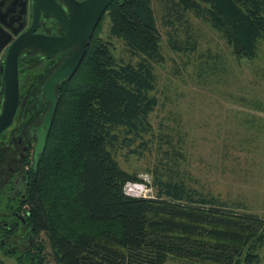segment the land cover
Returning a JSON list of instances; mask_svg holds the SVG:
<instances>
[{"label":"trees","instance_id":"obj_1","mask_svg":"<svg viewBox=\"0 0 264 264\" xmlns=\"http://www.w3.org/2000/svg\"><path fill=\"white\" fill-rule=\"evenodd\" d=\"M181 12L210 24L238 61L254 59L264 41V0H177L164 20L175 54L190 55L198 47L188 25L183 39L174 27ZM105 19L107 38L121 43L129 60L118 59L101 37ZM161 40L152 0H113L77 71L57 86V107L28 200L55 264L262 261L264 218L241 202L228 204L189 186L162 159L146 170L152 197L124 192L127 183L144 182L120 168L119 153L141 157L156 142L150 115L158 106Z\"/></svg>","mask_w":264,"mask_h":264},{"label":"rangeland","instance_id":"obj_2","mask_svg":"<svg viewBox=\"0 0 264 264\" xmlns=\"http://www.w3.org/2000/svg\"><path fill=\"white\" fill-rule=\"evenodd\" d=\"M176 1L152 0L164 55L163 63L155 65L158 106L150 115L155 145L141 157L124 150L117 162L149 185L151 174L146 170L162 159V165L178 171L189 186L228 204L241 202L247 212L264 218V41L254 59L238 61L210 24L192 12H181V22L175 21L174 27L183 39L188 25L198 47L190 55L175 54L169 49L170 28L164 20ZM100 35L111 43L118 59H130L121 43L107 38L106 19ZM198 59H204L202 67ZM132 191L154 195L142 183L124 186L125 194ZM39 238L44 252L50 253L45 235ZM260 256L264 264V252ZM166 264L185 263L169 259Z\"/></svg>","mask_w":264,"mask_h":264},{"label":"flooded vegetation","instance_id":"obj_3","mask_svg":"<svg viewBox=\"0 0 264 264\" xmlns=\"http://www.w3.org/2000/svg\"><path fill=\"white\" fill-rule=\"evenodd\" d=\"M69 11L62 0H0V115L5 103L9 49L25 35L32 45L17 57V108L0 131V264H55L50 253L44 252L39 238L44 233L33 225L28 200L43 154L36 155V146L46 132L52 100L47 82L73 51L49 54L38 47L47 39L65 35L56 15L63 13L69 18ZM57 86L53 90L56 100Z\"/></svg>","mask_w":264,"mask_h":264},{"label":"water","instance_id":"obj_4","mask_svg":"<svg viewBox=\"0 0 264 264\" xmlns=\"http://www.w3.org/2000/svg\"><path fill=\"white\" fill-rule=\"evenodd\" d=\"M62 1L66 2L69 6V18L68 16L65 17L63 13L61 15L57 13L56 16L60 19L65 35L60 39H51V41L47 39L43 41L39 44L38 49L49 54H54L65 49H72L73 51L64 60L59 69L50 76L47 82L52 100L45 120L46 132L38 140L36 155L42 154L45 149L46 137L51 128L52 118L57 106L53 90L61 81L70 79L75 74L85 56L89 39L92 37L98 23L113 0H85L82 3L73 0ZM30 44L25 35L18 38L9 49L5 67L6 93L4 109L0 115V131L10 123L17 108V57L24 48L32 47ZM49 48L50 52L48 51Z\"/></svg>","mask_w":264,"mask_h":264},{"label":"built area","instance_id":"obj_5","mask_svg":"<svg viewBox=\"0 0 264 264\" xmlns=\"http://www.w3.org/2000/svg\"><path fill=\"white\" fill-rule=\"evenodd\" d=\"M144 183H142L143 185H146L147 186V184H148V182H146V181H143ZM134 194H127L128 196H130V197H144V198H147V197H149L148 196V193H147V195L145 194V192H135V191H132Z\"/></svg>","mask_w":264,"mask_h":264}]
</instances>
